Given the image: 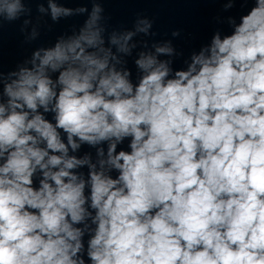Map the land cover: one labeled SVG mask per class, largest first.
Wrapping results in <instances>:
<instances>
[{"label":"clouds","instance_id":"1","mask_svg":"<svg viewBox=\"0 0 264 264\" xmlns=\"http://www.w3.org/2000/svg\"><path fill=\"white\" fill-rule=\"evenodd\" d=\"M105 2L0 0V264H264V0L187 56Z\"/></svg>","mask_w":264,"mask_h":264}]
</instances>
